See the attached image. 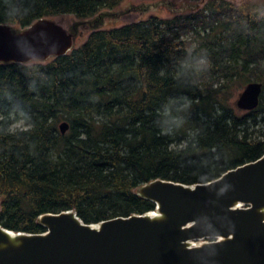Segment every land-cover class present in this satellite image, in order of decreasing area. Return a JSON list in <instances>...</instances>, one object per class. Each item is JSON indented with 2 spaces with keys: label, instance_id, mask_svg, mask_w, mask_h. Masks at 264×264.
Wrapping results in <instances>:
<instances>
[{
  "label": "trees",
  "instance_id": "trees-1",
  "mask_svg": "<svg viewBox=\"0 0 264 264\" xmlns=\"http://www.w3.org/2000/svg\"><path fill=\"white\" fill-rule=\"evenodd\" d=\"M123 1L0 0V25L88 20ZM237 82L262 85L255 110L226 105ZM262 156L264 0H208L93 31L63 57L0 64L4 229L41 234V215L66 211L85 224L143 215L155 206L137 189L150 181L203 184Z\"/></svg>",
  "mask_w": 264,
  "mask_h": 264
},
{
  "label": "water",
  "instance_id": "water-1",
  "mask_svg": "<svg viewBox=\"0 0 264 264\" xmlns=\"http://www.w3.org/2000/svg\"><path fill=\"white\" fill-rule=\"evenodd\" d=\"M73 39L51 19L19 31L0 25V64L63 57ZM261 93L260 83L246 84L235 108L255 110ZM136 195L154 211L99 224H85L74 211L47 213L38 218L41 234L0 226V264H264V156L203 184L156 179Z\"/></svg>",
  "mask_w": 264,
  "mask_h": 264
},
{
  "label": "rangeland",
  "instance_id": "rangeland-1",
  "mask_svg": "<svg viewBox=\"0 0 264 264\" xmlns=\"http://www.w3.org/2000/svg\"><path fill=\"white\" fill-rule=\"evenodd\" d=\"M208 0H124L122 4L113 10H104L88 20H77L72 16L51 18L66 30L74 34L73 48L80 46L87 36L96 30L118 28L127 24L145 21L150 16L169 19L176 15H184L195 12L203 7ZM236 5L250 1L260 0H223ZM13 28V27H12ZM19 31V28H13ZM35 63V62H31ZM41 63V62H40ZM244 86L239 83L232 84L227 91L226 105L235 108L234 102ZM245 114L246 112H239ZM20 126V125H18Z\"/></svg>",
  "mask_w": 264,
  "mask_h": 264
},
{
  "label": "bare ground",
  "instance_id": "bare-ground-1",
  "mask_svg": "<svg viewBox=\"0 0 264 264\" xmlns=\"http://www.w3.org/2000/svg\"><path fill=\"white\" fill-rule=\"evenodd\" d=\"M193 246L195 247V246H198V244H193Z\"/></svg>",
  "mask_w": 264,
  "mask_h": 264
}]
</instances>
